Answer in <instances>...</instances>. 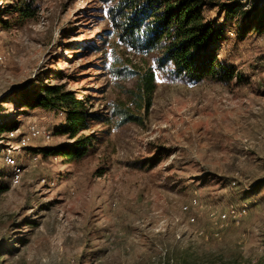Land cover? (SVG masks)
I'll list each match as a JSON object with an SVG mask.
<instances>
[{"label":"rangeland","instance_id":"1","mask_svg":"<svg viewBox=\"0 0 264 264\" xmlns=\"http://www.w3.org/2000/svg\"><path fill=\"white\" fill-rule=\"evenodd\" d=\"M114 5L35 0L36 17L22 22L0 0V124L16 126L0 134V264H264V34L239 42L228 22L217 59L242 80L192 84L158 71L145 114L129 103L142 58L112 35ZM203 14L224 22L216 8ZM160 56L145 58L155 66ZM42 86L63 87L97 115L78 135L93 145L84 158L48 153L74 140L61 132L62 109L25 107ZM123 108L137 121L125 122ZM30 126L40 134L19 148L10 133ZM243 205L234 221L230 206ZM223 212L221 230L212 221Z\"/></svg>","mask_w":264,"mask_h":264},{"label":"trees","instance_id":"2","mask_svg":"<svg viewBox=\"0 0 264 264\" xmlns=\"http://www.w3.org/2000/svg\"><path fill=\"white\" fill-rule=\"evenodd\" d=\"M14 2L10 14H16L22 22L36 17L35 0H11ZM248 0H98L103 5L115 3L106 12L120 47L123 42L135 55L142 58V64L134 66L136 87L130 91V106L147 114L153 106L156 93L157 72L169 69L176 79H185L192 84L212 80L230 84L234 79L242 80L234 67L217 59L218 45L226 40L225 26L236 22V39L243 41L252 32L264 34V8L252 7L245 10L243 2ZM16 3V4H15ZM216 8L224 14V22L217 26L206 21V8ZM119 49L118 47H116ZM160 50L161 56L154 60L155 66L145 57ZM130 106L126 107L127 109ZM25 107L33 109H62L65 125L61 132L74 140L70 145L51 149L73 160L84 158L93 146L87 137L78 135L88 130L92 118L83 108V103L72 92L61 86H42L39 93L25 102ZM125 122L137 121L126 109L120 110ZM16 129L14 124H0V134ZM77 138V139H76ZM1 193L8 186L0 181Z\"/></svg>","mask_w":264,"mask_h":264},{"label":"bare ground","instance_id":"3","mask_svg":"<svg viewBox=\"0 0 264 264\" xmlns=\"http://www.w3.org/2000/svg\"><path fill=\"white\" fill-rule=\"evenodd\" d=\"M16 133H17V131L11 132L10 137H12V139L18 140L19 148L28 147L30 142L35 140L36 138H38V136L40 134L39 130L35 126H30L24 134H20L19 136H17L18 134H16ZM46 137L50 138L49 135ZM4 161L9 167H11L13 169L15 178L17 179L19 174H20L21 169L15 163V155L12 154L11 152H8V154L4 155ZM198 203L196 200H193L191 202L190 206L185 207L184 210L188 211L189 208L198 206ZM247 211H248L247 205H243L242 207L239 208V210H237V208L234 206H230V208H229V212L232 215V218L234 221L237 220V214L239 216L238 217V219H239L240 217L245 216ZM217 219H218V222H215V227L223 230L226 227V225L228 224L230 218H229V214L227 212H223L222 214H219L217 216ZM190 221L194 222V218L190 219ZM219 233H220V231L215 232L214 236H216L218 238L220 235Z\"/></svg>","mask_w":264,"mask_h":264},{"label":"built area","instance_id":"4","mask_svg":"<svg viewBox=\"0 0 264 264\" xmlns=\"http://www.w3.org/2000/svg\"><path fill=\"white\" fill-rule=\"evenodd\" d=\"M36 127H38L37 125H36ZM40 130H42L43 131V129L42 128H40V127H38ZM238 214H237V220H238ZM213 222V226L215 227V222H216V217H215V219L212 221Z\"/></svg>","mask_w":264,"mask_h":264}]
</instances>
